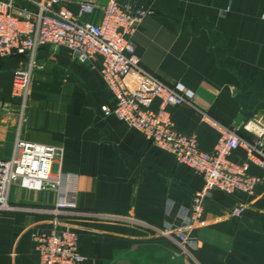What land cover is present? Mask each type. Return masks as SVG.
<instances>
[{
	"label": "crops",
	"instance_id": "obj_1",
	"mask_svg": "<svg viewBox=\"0 0 264 264\" xmlns=\"http://www.w3.org/2000/svg\"><path fill=\"white\" fill-rule=\"evenodd\" d=\"M79 3L69 0L64 12L74 14ZM145 4L157 15L145 17L132 36L142 65L165 82L192 90L197 106L224 124L239 125L242 137H255L243 124L264 122V0ZM100 17L98 9L82 18L98 22ZM35 56L40 68L31 74L21 137L59 148L51 175H78V207L182 226L202 179L173 154L103 113L102 107L113 100L103 85L99 59L81 63L66 48L51 45L39 48ZM23 58L0 59V157L11 154L16 136L15 112L9 107L11 79ZM169 112L176 130L195 134L202 150H213L219 133L195 111L180 105ZM242 155L235 151L231 158L240 160ZM251 173L262 180L253 196L211 190L202 213L205 224L192 231L203 244H232L250 264H264V169L252 165ZM59 195L50 188L29 190L15 184L9 201L43 206ZM237 205H244V212L226 216ZM45 220L38 213L0 211V264H37L33 233L47 225ZM67 223L79 234L85 257L81 264L163 263L164 244L134 226L95 218Z\"/></svg>",
	"mask_w": 264,
	"mask_h": 264
},
{
	"label": "built area",
	"instance_id": "obj_2",
	"mask_svg": "<svg viewBox=\"0 0 264 264\" xmlns=\"http://www.w3.org/2000/svg\"><path fill=\"white\" fill-rule=\"evenodd\" d=\"M68 1L0 0V59L24 57L11 79L9 107L15 112L16 136L11 154L0 157V211L45 215L47 225L33 233L37 264L84 261L79 234L67 223L77 218L120 221L165 237L177 244L181 252H187L192 248L188 233L205 224L202 213L211 190L255 194L262 180L251 173V166L264 169V122L243 124L255 134L253 138H244L238 132L239 125L224 124L197 106L192 90L178 82L169 84L142 65L132 36L149 14L145 0H103V3L80 0L74 14L63 10ZM98 9L101 11L98 22L82 18ZM46 45L66 48L81 63L98 58L103 85L113 100L111 105L102 107L103 113L113 115L200 176L202 186L194 191L182 226L156 225L133 215L80 209L76 201L78 175L72 172L51 175L54 161L61 154L59 148L21 137L27 121L31 74L40 68L35 53ZM180 105L191 108L201 121L219 133L213 150H202L195 134L175 129L169 107ZM235 151L242 152L240 160L231 158ZM15 184L29 190L50 188L60 195L51 205H17L9 201L10 188ZM244 210V205H237L226 216L239 217Z\"/></svg>",
	"mask_w": 264,
	"mask_h": 264
},
{
	"label": "rangeland",
	"instance_id": "obj_3",
	"mask_svg": "<svg viewBox=\"0 0 264 264\" xmlns=\"http://www.w3.org/2000/svg\"><path fill=\"white\" fill-rule=\"evenodd\" d=\"M147 7L149 9V14L147 15V17L157 15L156 10L152 6H147ZM138 25L136 26V28L138 27ZM156 225H161V224H156ZM136 228L159 239L158 241H161L162 244H164L165 254L162 264H250V262L247 259H243L242 257H240V254L235 249L232 248L233 247L232 244L231 246L230 244L224 245L220 243L207 244L218 248L214 250L209 248L206 244H203L200 238H198L193 234V231H190L188 233L189 236L188 238L191 240L192 248H189L187 252H181V249L177 246V244L171 242L167 238L154 235V233L148 232L147 230L139 227ZM159 264H161L160 259H159Z\"/></svg>",
	"mask_w": 264,
	"mask_h": 264
}]
</instances>
